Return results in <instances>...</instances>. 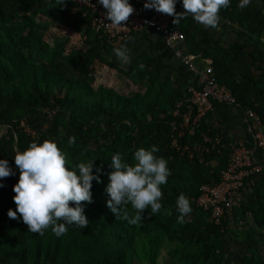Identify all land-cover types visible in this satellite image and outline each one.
Listing matches in <instances>:
<instances>
[{
  "label": "trees",
  "instance_id": "trees-1",
  "mask_svg": "<svg viewBox=\"0 0 264 264\" xmlns=\"http://www.w3.org/2000/svg\"><path fill=\"white\" fill-rule=\"evenodd\" d=\"M58 3L0 0V144L22 151L31 142L54 140L72 164L94 159L93 171L102 169L101 182H92L91 203L81 202L89 224L71 226L61 237L51 227L43 235L30 232L19 213L9 218L18 180L3 183L0 264H264V173L249 178L252 188L231 199L220 223L197 202L203 186L219 182L228 164L234 140L223 136L216 143L222 125L212 116L229 105L214 101L206 116L186 125L187 114L198 113L188 90L195 83L189 74L174 80L162 62L155 70L146 68L147 52L121 64L116 47L92 28L89 12L73 13L75 4L69 0ZM237 3L231 0L219 13L237 35L231 45L223 46L191 15L177 25L171 15L172 26L185 35L176 48L183 50L186 43L195 57L210 58L213 77L230 88L240 109L255 111L264 122V0H253L243 10ZM175 11L184 9L176 3ZM61 26L79 32L82 46L66 49L67 40L50 43L51 28ZM100 65L146 89L128 94L105 84L98 87ZM22 121L27 128L29 121L35 126L28 131ZM69 136L76 138L71 146ZM151 145L167 159L171 175L161 186V210L150 214L145 208L142 220L131 224L107 206L111 156L119 153L131 164L136 149ZM181 193L192 207L183 224L176 211ZM124 208L135 214L130 203ZM238 240L246 249L234 248Z\"/></svg>",
  "mask_w": 264,
  "mask_h": 264
},
{
  "label": "clouds",
  "instance_id": "clouds-1",
  "mask_svg": "<svg viewBox=\"0 0 264 264\" xmlns=\"http://www.w3.org/2000/svg\"><path fill=\"white\" fill-rule=\"evenodd\" d=\"M65 0H59L63 5ZM184 11L176 12L177 0H145L144 7L158 12L173 15V23L179 24L187 16L205 28L219 29L220 10L227 8L231 0H180ZM253 0H238L237 8L243 10ZM106 9V17L114 26L124 25L134 8L129 0H98ZM118 61L123 65L131 62L126 45L113 49ZM143 67V65H141ZM68 145L76 143L75 136H69ZM159 148L151 145L140 147L133 154V163H127L117 153L111 156L109 182L106 185L108 194L107 206L116 217L121 216L131 224L142 220V211L150 208V214L158 213L162 208L163 193L161 186L167 183L171 175L168 161L157 155ZM14 162L19 170L18 181L13 185L15 210L9 208L7 215L16 219L20 214L22 221L32 233L40 235L51 227L57 237L64 235L71 226L83 229L89 224L81 202L91 203L92 182H101L99 166L94 168V159L72 164L67 153L56 141L51 139L42 142H31L22 151H16ZM8 159L0 158V187L3 179L13 175ZM73 202L70 206L69 202ZM131 204L134 215H129L124 206ZM177 221L185 222V217L192 212L190 200L181 193L176 200Z\"/></svg>",
  "mask_w": 264,
  "mask_h": 264
},
{
  "label": "built area",
  "instance_id": "built-area-1",
  "mask_svg": "<svg viewBox=\"0 0 264 264\" xmlns=\"http://www.w3.org/2000/svg\"><path fill=\"white\" fill-rule=\"evenodd\" d=\"M69 1L75 4L73 13L83 11L87 14L89 12L92 28L105 35L115 47L125 43L132 34L144 31H155L161 34L168 44L174 47L185 39L184 33L171 25L169 16L152 8H150L152 14L149 17H142L139 16L137 8L132 5L134 11L127 21L121 22L124 25L114 26L110 24L111 21L105 15L106 9L98 3V0ZM139 1L145 3V0ZM176 55L182 57V50L176 48ZM183 57L191 71L199 77L198 82L188 88L192 96L191 102L197 106L198 113L193 115V110H191L186 116V125L191 120L193 124L199 122L209 110L213 109L214 101L237 105L232 91L213 77L212 66H206L200 70L192 62L191 56ZM242 113L249 138L245 141L230 142L228 164L222 170L220 181L213 185L203 186L202 193L197 199L199 206L211 210L212 220L216 223H220L231 199L238 196L249 178L258 177L264 173V122L261 116L251 109L243 110ZM22 122L27 128L26 121ZM27 130L31 131L29 127ZM222 138V135L217 136L216 143H220ZM205 140L210 139L206 137Z\"/></svg>",
  "mask_w": 264,
  "mask_h": 264
},
{
  "label": "crops",
  "instance_id": "crops-1",
  "mask_svg": "<svg viewBox=\"0 0 264 264\" xmlns=\"http://www.w3.org/2000/svg\"><path fill=\"white\" fill-rule=\"evenodd\" d=\"M130 3L137 8V12L139 16L142 17H149L152 14V10L150 8H145L144 3L139 0H130ZM178 6L183 9L182 3L180 0H177ZM171 19L172 25V17L171 15L166 14ZM211 34L214 38L218 39L223 46L231 45L236 39L237 35L234 30L231 28L229 23L225 22L224 19H220V26L219 29H211ZM126 45L127 49L129 50V55L131 59L136 58V56L148 53L149 59L145 63V67L153 68L154 70L157 68L159 63H163L167 65L168 72L167 75H172L176 78L185 79L187 75L190 76V81L197 83L199 77L197 74H194L191 70H189L188 65L184 61L183 56H190V52L187 50V46L185 43V48L182 50V57H178L176 55V47L170 46L168 42L164 39V37L155 32V31H144L132 34L128 40L121 44ZM191 57L194 60V64L198 67L205 68L206 66H211L212 62L210 58H203V57H195L191 54ZM195 57V58H194ZM116 72L113 70L111 72ZM117 73V72H116ZM173 80V84L176 85V82ZM181 80V79H180ZM224 85V84H223ZM226 86V85H225ZM230 89V88H229ZM241 107L238 105H229L218 107L214 113L212 118L214 120H221L220 125H222V136L226 138L236 140V141H245L249 138L247 126L244 123L243 113ZM31 124V125H30ZM224 124V125H223ZM35 126V124H33ZM32 123L29 121L28 126L33 127ZM21 126H23V122H21ZM7 127H4L2 130V135L6 132ZM18 151L17 147L14 150L6 143L3 142L0 144V158L8 159L9 165L12 167L14 174L10 175L3 179V183H13L19 178V170L14 162V155L15 152ZM244 190L240 192V194L244 195V192H248L252 188L251 183L249 180L246 182L244 186ZM234 248L236 250L246 249L245 244L243 241L238 240Z\"/></svg>",
  "mask_w": 264,
  "mask_h": 264
},
{
  "label": "rangeland",
  "instance_id": "rangeland-1",
  "mask_svg": "<svg viewBox=\"0 0 264 264\" xmlns=\"http://www.w3.org/2000/svg\"><path fill=\"white\" fill-rule=\"evenodd\" d=\"M47 40L52 43H58V45H62V42L66 41L67 45L64 43V47L66 49L74 46V47H80L83 44V38L79 32H74L71 28L67 26H61V27H52L51 28V34L50 36H47ZM102 65L97 66L100 75L99 78L96 80L95 84L99 87V85L105 84V86L108 87H115V89H118L120 92L123 93H133L136 91H144L146 89L144 84L138 83L134 84L131 82L130 79L125 77H119L118 73L114 72H108L107 68L103 70ZM96 86V87H97ZM106 138V137H104Z\"/></svg>",
  "mask_w": 264,
  "mask_h": 264
}]
</instances>
